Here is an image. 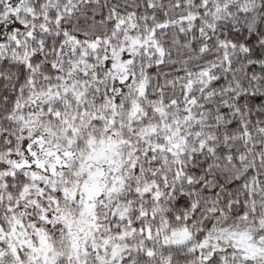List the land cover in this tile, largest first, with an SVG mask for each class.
I'll return each instance as SVG.
<instances>
[{
  "label": "snow or ice",
  "instance_id": "6c2138e0",
  "mask_svg": "<svg viewBox=\"0 0 264 264\" xmlns=\"http://www.w3.org/2000/svg\"><path fill=\"white\" fill-rule=\"evenodd\" d=\"M0 264H264V0H0Z\"/></svg>",
  "mask_w": 264,
  "mask_h": 264
}]
</instances>
